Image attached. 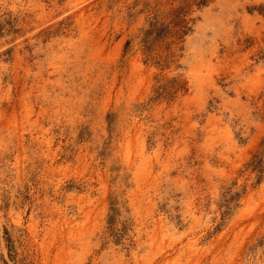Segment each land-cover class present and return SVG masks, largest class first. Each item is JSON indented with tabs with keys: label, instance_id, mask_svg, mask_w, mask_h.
Segmentation results:
<instances>
[{
	"label": "rangeland",
	"instance_id": "1",
	"mask_svg": "<svg viewBox=\"0 0 264 264\" xmlns=\"http://www.w3.org/2000/svg\"><path fill=\"white\" fill-rule=\"evenodd\" d=\"M188 4L0 0V264H264V0Z\"/></svg>",
	"mask_w": 264,
	"mask_h": 264
},
{
	"label": "trees",
	"instance_id": "2",
	"mask_svg": "<svg viewBox=\"0 0 264 264\" xmlns=\"http://www.w3.org/2000/svg\"><path fill=\"white\" fill-rule=\"evenodd\" d=\"M188 1L189 0H184V6L179 8L178 10L174 11L172 22H175V25H179V24L183 23L184 20H182V16H183L185 7L189 6Z\"/></svg>",
	"mask_w": 264,
	"mask_h": 264
}]
</instances>
